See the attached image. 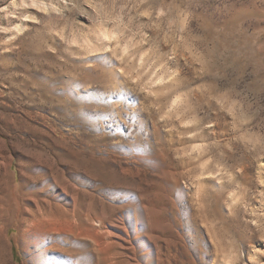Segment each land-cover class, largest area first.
Wrapping results in <instances>:
<instances>
[{"label": "rangeland", "instance_id": "obj_1", "mask_svg": "<svg viewBox=\"0 0 264 264\" xmlns=\"http://www.w3.org/2000/svg\"><path fill=\"white\" fill-rule=\"evenodd\" d=\"M262 49L264 0H0V264H264Z\"/></svg>", "mask_w": 264, "mask_h": 264}, {"label": "clouds", "instance_id": "obj_2", "mask_svg": "<svg viewBox=\"0 0 264 264\" xmlns=\"http://www.w3.org/2000/svg\"><path fill=\"white\" fill-rule=\"evenodd\" d=\"M223 40L224 37L221 35L217 43H221ZM261 51H264V49ZM240 59L243 61V66L246 71L251 70L253 73L264 72V56L260 57L258 60L252 56H241Z\"/></svg>", "mask_w": 264, "mask_h": 264}, {"label": "snow or ice", "instance_id": "obj_3", "mask_svg": "<svg viewBox=\"0 0 264 264\" xmlns=\"http://www.w3.org/2000/svg\"><path fill=\"white\" fill-rule=\"evenodd\" d=\"M33 7H35L34 4H33ZM169 79H171V77H169ZM157 83H159V84H163V83H164L163 78L159 79V80L157 81ZM180 100H181V97H180V96H177V97L172 101V104H173V105H177V104L180 102ZM253 223H255V222L253 221Z\"/></svg>", "mask_w": 264, "mask_h": 264}, {"label": "bare ground", "instance_id": "obj_4", "mask_svg": "<svg viewBox=\"0 0 264 264\" xmlns=\"http://www.w3.org/2000/svg\"><path fill=\"white\" fill-rule=\"evenodd\" d=\"M22 224L24 225V221H22ZM1 227V226H0ZM2 230L4 231V227L0 228V233L2 232Z\"/></svg>", "mask_w": 264, "mask_h": 264}]
</instances>
